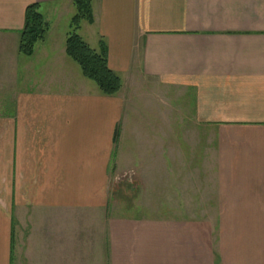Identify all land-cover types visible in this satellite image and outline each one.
<instances>
[{
    "label": "crops",
    "instance_id": "obj_1",
    "mask_svg": "<svg viewBox=\"0 0 264 264\" xmlns=\"http://www.w3.org/2000/svg\"><path fill=\"white\" fill-rule=\"evenodd\" d=\"M35 3L48 30L27 56L20 32ZM72 5L0 0V264H264V0H92L93 23L78 30L105 44L122 81L111 96L66 54L70 22L55 30ZM143 78L192 92L193 120L215 139V221H106L114 136ZM58 213L71 221H46ZM75 240L98 245L99 260L75 256Z\"/></svg>",
    "mask_w": 264,
    "mask_h": 264
},
{
    "label": "rangeland",
    "instance_id": "obj_2",
    "mask_svg": "<svg viewBox=\"0 0 264 264\" xmlns=\"http://www.w3.org/2000/svg\"><path fill=\"white\" fill-rule=\"evenodd\" d=\"M74 13L75 8L72 5L71 11L62 16L55 30L69 31L68 24ZM53 17L51 16L50 19ZM77 32H81L90 46L96 49L93 40L86 36L87 30H77ZM140 82L143 84H135L127 89L132 97L125 105V114L120 124L121 134H118L114 159L110 167L109 186L117 187L118 191L114 196H109L106 221L113 216L197 217L211 218L215 221L214 184H206L210 176L213 178L215 139L205 128L206 125H200L193 120L190 108L193 101L192 92L187 94L182 93V90L171 88L174 95L170 90L167 92L161 86L152 85L148 79L143 78ZM167 94L176 96L173 100H169V105L165 96ZM183 94L184 96H181ZM156 96L160 97L159 102L153 100ZM163 97L166 100H162ZM175 104L180 105V111L168 112ZM161 107L163 110L157 109ZM170 127L187 128V134L171 133ZM199 127H201L200 131L197 130ZM151 128L154 129V133L151 132ZM194 128L196 134H193ZM206 207L207 211L212 212L211 214L202 213ZM185 210L198 213H185ZM87 218L74 216L73 220L85 222ZM67 220L71 221L69 217L58 213L56 216H49L46 221ZM98 248V245L87 246L85 241L78 243V240H75L74 254L89 255L99 260ZM78 262L85 260L82 261L80 258Z\"/></svg>",
    "mask_w": 264,
    "mask_h": 264
},
{
    "label": "trees",
    "instance_id": "obj_3",
    "mask_svg": "<svg viewBox=\"0 0 264 264\" xmlns=\"http://www.w3.org/2000/svg\"><path fill=\"white\" fill-rule=\"evenodd\" d=\"M75 13L70 20V31L65 42L66 54L75 61L82 74L93 81L102 94L115 95L122 87V81L118 74L111 70L107 63V51L104 43L99 50L93 49L77 32L82 21L93 23L92 0H72ZM48 30L39 4H31L25 9V25L20 32L19 52L30 56L34 52L37 42L43 40ZM118 133H115V143ZM126 187L129 185L124 184ZM118 188H109L110 197L114 196Z\"/></svg>",
    "mask_w": 264,
    "mask_h": 264
}]
</instances>
